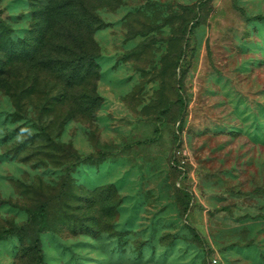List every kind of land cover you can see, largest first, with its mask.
<instances>
[{
  "label": "rangeland",
  "instance_id": "obj_1",
  "mask_svg": "<svg viewBox=\"0 0 264 264\" xmlns=\"http://www.w3.org/2000/svg\"><path fill=\"white\" fill-rule=\"evenodd\" d=\"M19 227L0 264H264V0H0Z\"/></svg>",
  "mask_w": 264,
  "mask_h": 264
},
{
  "label": "trees",
  "instance_id": "obj_2",
  "mask_svg": "<svg viewBox=\"0 0 264 264\" xmlns=\"http://www.w3.org/2000/svg\"><path fill=\"white\" fill-rule=\"evenodd\" d=\"M104 158H105L104 155H99L97 158L86 157L83 159H79L78 162L95 163V162L103 161ZM47 206H48L47 203L42 204L40 206L38 212H37L38 217H40L43 221L42 224H45ZM23 231H24V227H19L17 229H8L6 231L0 232V241L6 239L8 237H11V236H20ZM38 233L35 234L34 239H33V243L35 245L34 249H35L36 253L39 255L40 251H39V247H38V244H39ZM37 262H39V263L41 262L40 257H38Z\"/></svg>",
  "mask_w": 264,
  "mask_h": 264
}]
</instances>
